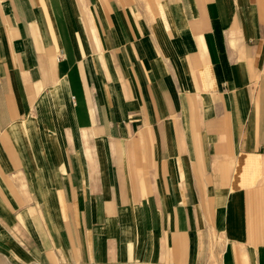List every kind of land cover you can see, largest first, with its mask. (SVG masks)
Instances as JSON below:
<instances>
[{
	"label": "crops",
	"instance_id": "1",
	"mask_svg": "<svg viewBox=\"0 0 264 264\" xmlns=\"http://www.w3.org/2000/svg\"><path fill=\"white\" fill-rule=\"evenodd\" d=\"M0 255L264 264V0H0Z\"/></svg>",
	"mask_w": 264,
	"mask_h": 264
},
{
	"label": "rangeland",
	"instance_id": "2",
	"mask_svg": "<svg viewBox=\"0 0 264 264\" xmlns=\"http://www.w3.org/2000/svg\"><path fill=\"white\" fill-rule=\"evenodd\" d=\"M4 254L8 255L9 257L11 256L9 253H8V254H7V253H4ZM2 255H3V254H2ZM0 256H1V255H0ZM25 257H26V261H16V260H15L16 263H17V264H35V263H39V264H41L40 262L31 259L29 256H25ZM0 264H8V263H5V262L1 261V259H0Z\"/></svg>",
	"mask_w": 264,
	"mask_h": 264
}]
</instances>
